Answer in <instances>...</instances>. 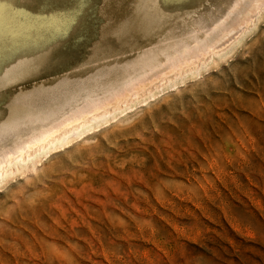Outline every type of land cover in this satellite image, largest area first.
I'll return each mask as SVG.
<instances>
[{"label":"rangeland","instance_id":"1","mask_svg":"<svg viewBox=\"0 0 264 264\" xmlns=\"http://www.w3.org/2000/svg\"><path fill=\"white\" fill-rule=\"evenodd\" d=\"M258 18L214 65L4 180L0 264H264V108H250L264 94ZM214 140L224 148L213 167L205 146Z\"/></svg>","mask_w":264,"mask_h":264},{"label":"bare ground","instance_id":"2","mask_svg":"<svg viewBox=\"0 0 264 264\" xmlns=\"http://www.w3.org/2000/svg\"><path fill=\"white\" fill-rule=\"evenodd\" d=\"M0 4V184L34 166L46 149L214 65L264 13V0H90L85 22L73 30L67 18H37L31 0ZM259 95L254 113L264 108ZM223 148L217 140L205 146L217 158L211 166L220 165Z\"/></svg>","mask_w":264,"mask_h":264},{"label":"snow or ice","instance_id":"3","mask_svg":"<svg viewBox=\"0 0 264 264\" xmlns=\"http://www.w3.org/2000/svg\"><path fill=\"white\" fill-rule=\"evenodd\" d=\"M32 11L39 19L64 20L67 18V26L70 29H78L85 22L88 10L91 7L90 0H31ZM6 7L0 4V11ZM7 7H11L10 5Z\"/></svg>","mask_w":264,"mask_h":264}]
</instances>
